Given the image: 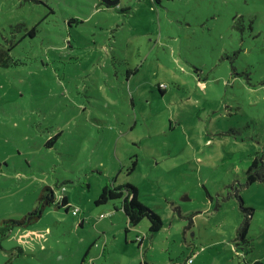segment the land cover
<instances>
[{
	"label": "rangeland",
	"instance_id": "374dc122",
	"mask_svg": "<svg viewBox=\"0 0 264 264\" xmlns=\"http://www.w3.org/2000/svg\"><path fill=\"white\" fill-rule=\"evenodd\" d=\"M102 3L0 0V264L264 262V181L246 183L264 161V0ZM108 182L161 228L95 204ZM44 186L69 207L9 222Z\"/></svg>",
	"mask_w": 264,
	"mask_h": 264
},
{
	"label": "trees",
	"instance_id": "16d2710c",
	"mask_svg": "<svg viewBox=\"0 0 264 264\" xmlns=\"http://www.w3.org/2000/svg\"><path fill=\"white\" fill-rule=\"evenodd\" d=\"M9 60L10 55L8 54L7 49L0 48V63L3 66H8L10 63ZM55 136H53V138ZM247 174V184H250L255 180L264 181V161L261 159V157L256 156L252 159L249 167L247 168ZM114 199L119 200V205H115L114 207L120 208L123 211L127 218L128 225L135 226L144 218L148 220V229L151 232L159 230L163 225L160 215H158L154 210L143 204L138 199V188L135 185L129 182L117 184L110 182L105 183L101 187V190L94 202L95 204H101ZM49 205H55L57 207L64 206L67 209L69 207V201L65 194H62L60 197L56 198L52 188L50 186H44L38 196L37 204L33 210L27 212L22 218L18 220L9 219L8 221L17 224L28 223L33 219H37L41 215L43 209ZM243 211L246 212L245 218L237 227L236 233L237 239L245 241V236L249 225L248 218L252 216V208H243ZM185 260L182 263L176 264H185ZM140 264L151 263L143 260ZM250 264H264V262L259 259H254Z\"/></svg>",
	"mask_w": 264,
	"mask_h": 264
},
{
	"label": "built area",
	"instance_id": "2783aa9c",
	"mask_svg": "<svg viewBox=\"0 0 264 264\" xmlns=\"http://www.w3.org/2000/svg\"><path fill=\"white\" fill-rule=\"evenodd\" d=\"M72 213H73V214H76V213H77V209H76V208H73ZM191 262H192V255L189 256V257L185 260V264H189V263H191Z\"/></svg>",
	"mask_w": 264,
	"mask_h": 264
},
{
	"label": "water",
	"instance_id": "95a60500",
	"mask_svg": "<svg viewBox=\"0 0 264 264\" xmlns=\"http://www.w3.org/2000/svg\"><path fill=\"white\" fill-rule=\"evenodd\" d=\"M106 5H114L117 0H103Z\"/></svg>",
	"mask_w": 264,
	"mask_h": 264
}]
</instances>
